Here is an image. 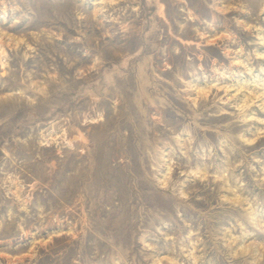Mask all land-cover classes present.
<instances>
[{"label": "rangeland", "instance_id": "1", "mask_svg": "<svg viewBox=\"0 0 264 264\" xmlns=\"http://www.w3.org/2000/svg\"><path fill=\"white\" fill-rule=\"evenodd\" d=\"M0 264H264V0H0Z\"/></svg>", "mask_w": 264, "mask_h": 264}, {"label": "bare ground", "instance_id": "2", "mask_svg": "<svg viewBox=\"0 0 264 264\" xmlns=\"http://www.w3.org/2000/svg\"><path fill=\"white\" fill-rule=\"evenodd\" d=\"M95 4H97V5H98V4H101V2H100V1H97Z\"/></svg>", "mask_w": 264, "mask_h": 264}]
</instances>
